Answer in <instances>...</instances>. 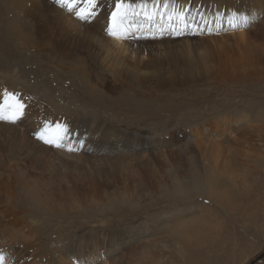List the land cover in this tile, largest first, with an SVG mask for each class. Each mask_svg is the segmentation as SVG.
I'll list each match as a JSON object with an SVG mask.
<instances>
[{
  "label": "rangeland",
  "instance_id": "374dc122",
  "mask_svg": "<svg viewBox=\"0 0 264 264\" xmlns=\"http://www.w3.org/2000/svg\"><path fill=\"white\" fill-rule=\"evenodd\" d=\"M53 1L79 22L67 36L87 35L82 42L93 49L84 62L43 36L21 44L12 35L21 63L2 88L29 108L20 127L0 121L4 264H264V0H190L188 30L176 20L173 27L146 26L136 7L144 0H129L136 14L123 21H136L130 29L137 30L123 38L106 32L116 0H100L90 22ZM115 41L120 50L144 49L139 57L159 64L137 72L135 90L114 79L103 60L102 49L116 48ZM188 42L199 46L202 71L192 65ZM45 122L53 138L65 135L56 125H66L65 143L82 154L68 161L64 148L39 140ZM128 134L134 143L117 151H133L134 160L110 168L102 154L92 155L93 140L114 146ZM147 144L154 155L147 157Z\"/></svg>",
  "mask_w": 264,
  "mask_h": 264
},
{
  "label": "bare ground",
  "instance_id": "6f19581e",
  "mask_svg": "<svg viewBox=\"0 0 264 264\" xmlns=\"http://www.w3.org/2000/svg\"><path fill=\"white\" fill-rule=\"evenodd\" d=\"M171 1L180 2L179 10L184 11L185 14L187 13L186 10H187V7L189 5L190 0H171ZM163 3H164V0H159V1L158 0H144L143 1V4L145 5V9L149 13L153 12V6L154 5L157 6L159 11L163 12V7L159 6L161 4L163 5ZM169 3L171 4L172 2H169ZM256 5L259 6L258 4H256ZM7 6L10 7V9L9 8L7 9ZM170 6H174L177 8V5H175V4H172ZM63 13H61L60 10H58L56 8V5H55L53 0H0V30H3L2 36H4V39L2 42L3 48H0V90L2 89V93L5 90H7L9 92L10 89L9 90L7 89L9 87L6 88L4 86L5 89L2 87L4 84L7 85L9 83V77L8 76H9L10 72L12 71V69L16 68L21 63L20 56L13 49V46L11 43L12 42V35H14V34H18V37H19L21 44H23L27 39L33 43H36L37 39H39L41 36H43L44 39H46L47 41H49L51 43V46L54 50L61 51L62 54H65V56H69L72 58L75 56V57L81 58L82 60H84V62L90 60L89 59L90 51L93 48H91L90 46H86L84 44V42H82V40L85 39L87 35L85 36V38L83 37L82 40H78V39L74 40V38L68 37L67 35H70L72 33L71 32L72 28L78 27L79 22L77 23L76 22L77 20L73 21L67 17H64ZM9 14H10V18H9ZM143 18H147V17L145 15H143ZM147 20H148V23H146L147 24L146 26H150L151 24H154V26L169 24L168 23L169 21L167 19H165V18L160 19L159 16H155V15L153 16V18L151 20H149L148 18H147ZM134 22H136V21H133L132 23H129L127 20L122 22V29L124 31L120 35L121 37L128 35L129 32H133L134 30H137V29H130V27L135 26V25H131ZM178 23H179L178 28H180L182 23L181 22H178ZM185 23L187 24V27H184V25H183L182 30H185V29L188 30V28L190 27L189 26L190 24L188 25V23H189L188 21H186ZM85 27H87V26H85ZM175 27H177V23H176ZM146 28L148 29L149 27H146ZM138 30H143V28L140 27ZM161 30H162V32L168 31V30H166V28H164V29L161 28ZM146 31L150 32L148 30H146ZM153 32H159V31H157V29H155V31H153ZM65 39L67 41H64ZM121 41H119V42L115 41L114 45L116 48H114V49H102V52L104 54L103 60H104V62L106 61L105 63H107L109 68H112V71L114 73V76H113L114 79H119V80L123 79L124 81H126V83H128L129 88H134V90H135L137 87L136 84H139L142 80L140 78L141 73H137V72H139V70H142L145 67L159 66V64H157V63H153V64L149 63L148 64L147 62H144L142 60V58L139 57V55L144 51V49H142L143 51H139V49H134V52H133V48L127 47L126 49L120 50L119 49L120 45L116 46V44H121ZM184 46H185L186 51H188V52L192 51L191 52L192 58H190V59L192 60V65L194 66V68L197 71H202L203 70L202 66L204 65L203 63L204 62L206 63V61L202 60L203 61L202 62L201 60H199V57L195 58V56H198L196 53H197V49L199 48V46L197 48V45L190 44L189 42L184 44ZM149 48L151 50V47H149ZM156 48H157L156 49L157 52H160L163 47H156ZM98 49H99L98 51L100 53L101 50H100V48H98ZM166 49L167 48H164L162 50H166ZM128 50H132L133 54L137 57L136 58L133 57L131 59H128L129 58L128 54H127ZM110 52L115 55V58H113L110 55ZM148 52H152V51H148ZM190 59H189V61H190ZM126 62H128V63H126ZM129 65L132 66L135 70H137L134 72V74L133 73H124V71L122 70L125 68V66H129ZM207 65L209 67H213V65L209 64V62ZM92 66H94V65H92ZM204 66H206V65H204ZM90 68H91V66H90ZM205 69H207V68H205ZM105 80H106V78H104L102 81L104 82ZM159 81H160V76H156L154 79V82L159 83ZM9 85H10V83H9ZM106 85L109 88H111L112 90L115 89V87L112 85L111 82L106 83ZM141 86L148 87L145 83H143ZM123 94L126 95L127 93L124 92ZM22 99H24V98H22ZM0 102H2V100H0ZM28 108H29L28 106L25 107V114H26V112H27L26 110ZM82 119L86 123H92V124H94V126H97L95 120H89V119H85V118H82ZM24 122H25V119L22 118L20 121H18L16 124H14V126L20 127L22 124H24ZM100 128H101V126L98 125L97 130ZM100 132H101V134H103V132H105V129L103 131H100ZM133 139H134V136H132L131 134L130 135L128 134V136H126V139H124L122 136L118 139L119 144H117L118 143L117 142L116 144L114 143L115 145L113 146V144H112L113 142H107V144H105L103 147L98 146L97 140H93L94 142H92V143H94L95 147H93L91 149L94 152V154H92V155L96 156V155L102 154L105 162L107 161V164L109 165V167L113 168L115 166H118V165L124 163L128 158L133 157V155H134L133 151L130 152L131 154H126V156L119 154L117 151L118 146H126V148L131 147L132 146L131 144L134 143V141H132ZM215 142H217V141L215 140ZM212 144L213 145H212V150H210V153H211L210 157L212 156V158H213L216 155L215 149H216L217 145H216V143L215 144L212 143ZM71 147L76 148L78 150L82 149L81 146H73L72 144H71ZM142 148H145V149L148 148L147 149L148 155L146 153L147 157L149 155L155 154V152L153 151L154 146L151 144H147L146 146L143 145ZM222 148H220L221 151H224V150H222ZM86 149L90 150L89 147H85L84 150H86ZM81 151L71 153V151H69L67 148H64V151H62V152H63V155L66 156V158L67 157L76 158L82 154V153L80 154ZM221 151L219 153H221ZM83 153H84V151H83ZM216 153H218V152H216ZM94 156H90V157H94ZM141 158H144V157H141ZM98 159H101V158L98 157ZM131 159L134 160L133 158H131ZM216 160L217 159H214L213 161H216ZM68 161H70V160L68 159ZM72 185H74V184H72ZM72 185L69 186L70 189H72L71 188ZM67 186L68 185H66V187ZM195 188L197 189L198 187H195ZM195 188H193V192L199 191V189L197 191H194Z\"/></svg>",
  "mask_w": 264,
  "mask_h": 264
},
{
  "label": "snow or ice",
  "instance_id": "6c2138e0",
  "mask_svg": "<svg viewBox=\"0 0 264 264\" xmlns=\"http://www.w3.org/2000/svg\"><path fill=\"white\" fill-rule=\"evenodd\" d=\"M55 2L61 7L66 8L69 12H73L78 19L84 22H90L97 17L100 5V0H55ZM136 7L144 11V15L149 20H151L154 15L159 16L160 19H164L166 16L169 21V27H173L171 23L173 20L179 21L184 24V27H187L185 23L187 19L185 12L174 6H170L168 0H164L162 5L163 12L159 11L156 5L153 6L152 13L145 10L144 4H139ZM129 14H136L132 3H130L129 0H116L114 11L111 12L110 22L106 28L107 34L112 37L120 36L124 31L122 29V21ZM240 19L243 21L244 25L249 23L247 15L240 17ZM229 23L233 22L230 20ZM235 26L236 24H233V27ZM0 100H2V102H0V121L16 124L24 117L26 105L18 94L5 90L2 96H0ZM50 127L51 125L45 122L44 126L35 133V136L45 144L52 145L58 149L67 148L69 151L78 150L71 147L70 140L68 143H65V140H68V129L66 125H56L57 129L62 128L65 134L63 137L57 138L48 135ZM79 143L83 145V141ZM4 261V255L0 254V264H4Z\"/></svg>",
  "mask_w": 264,
  "mask_h": 264
}]
</instances>
